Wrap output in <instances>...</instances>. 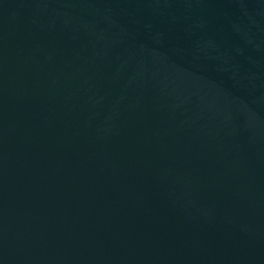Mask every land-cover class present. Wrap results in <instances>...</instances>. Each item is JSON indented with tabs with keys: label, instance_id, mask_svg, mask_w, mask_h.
<instances>
[{
	"label": "water",
	"instance_id": "95a60500",
	"mask_svg": "<svg viewBox=\"0 0 264 264\" xmlns=\"http://www.w3.org/2000/svg\"><path fill=\"white\" fill-rule=\"evenodd\" d=\"M0 264H264V0H0Z\"/></svg>",
	"mask_w": 264,
	"mask_h": 264
}]
</instances>
